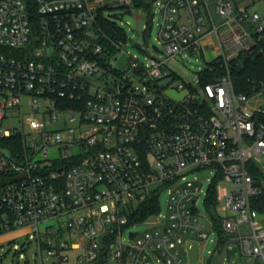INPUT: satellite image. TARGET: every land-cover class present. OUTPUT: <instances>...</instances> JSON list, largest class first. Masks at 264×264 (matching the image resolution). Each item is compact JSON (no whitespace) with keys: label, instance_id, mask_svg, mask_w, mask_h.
<instances>
[{"label":"built area","instance_id":"obj_1","mask_svg":"<svg viewBox=\"0 0 264 264\" xmlns=\"http://www.w3.org/2000/svg\"><path fill=\"white\" fill-rule=\"evenodd\" d=\"M149 2L163 48H146V62L130 56L127 73L106 59L101 21L133 0H0V120L21 122L0 138L24 147L0 185V236L33 230L41 264H190L208 230L219 253L237 246L264 264V214L253 206L264 196V78L237 91L231 66L263 40L264 16L235 0ZM206 51L195 84L169 67ZM153 199L158 211L135 219Z\"/></svg>","mask_w":264,"mask_h":264},{"label":"rangeland","instance_id":"obj_2","mask_svg":"<svg viewBox=\"0 0 264 264\" xmlns=\"http://www.w3.org/2000/svg\"><path fill=\"white\" fill-rule=\"evenodd\" d=\"M210 2L216 0H209ZM211 10L215 20L219 23V16L215 13V6L211 5ZM257 10L264 14V3L261 2L257 6ZM107 17L111 21L115 22L119 27L124 29L127 34L126 42H119L120 48H117L112 56L106 55V59L110 61L114 68L120 71L129 72V58L130 56L138 58L142 62H146L147 55L145 49L153 50V46H158L160 49L163 47L159 45V13L153 10L152 13H147L143 9L131 7V8H117L115 10L108 11ZM148 29V30H146ZM253 30V28H248ZM264 39V35H263ZM152 52V51H151ZM163 59L165 57H162ZM213 55L206 51V57H202V54L187 55L180 57L169 63V67L174 70L179 77H181L186 83L195 84L198 80L197 73L201 68L207 66V61L212 59ZM105 81L107 79H104ZM3 102V96L0 95V105ZM17 128L21 129L20 119L17 117H9L4 120H0V130ZM25 132L29 137H33L29 128L25 127ZM79 149H73V154L78 153ZM44 151L39 153L32 152L35 161H43L45 159L43 155ZM57 156V152L49 150L47 158L52 159ZM11 168V163L6 161L0 155V170L8 171ZM189 178H193L191 175ZM209 183L206 182V189ZM204 195L198 202L199 210L208 217L207 210L204 206ZM168 196L165 192L161 197V209L165 212ZM211 217H209V220ZM264 224V223H263ZM47 226H58L55 220L45 222L40 225V231L43 232ZM149 228V224H142L136 226L133 230L135 232H144ZM209 235L208 239H195L199 244V259L195 264H252V258L242 256L239 253V248L236 246L230 248L228 251L219 253L217 251V234L207 230ZM128 238V233L125 234ZM192 238V237H191ZM39 246L37 241V235L31 229L20 230L16 233L3 235L0 238V264H41L39 257ZM45 253V252H44ZM226 258V260H225Z\"/></svg>","mask_w":264,"mask_h":264},{"label":"trees","instance_id":"obj_3","mask_svg":"<svg viewBox=\"0 0 264 264\" xmlns=\"http://www.w3.org/2000/svg\"><path fill=\"white\" fill-rule=\"evenodd\" d=\"M133 6L145 10L147 13L151 9L149 0H133ZM101 26L103 33L107 37L103 40V43L106 46V55L112 56L117 49L116 44L121 41L126 42V31L119 27L115 22L107 19L101 21ZM231 66L232 78L236 90L249 92L254 82L258 83L260 79L264 78V39L260 42L253 53L242 54L239 59L234 60L231 63ZM207 82H209V79H205V83ZM0 147L11 153L12 159H7L4 155L0 154L10 163H14L12 160H16L19 163L23 157L24 147L21 136L0 138ZM7 176H5V171L3 172L0 170V185L5 182L8 178ZM156 202L153 199L142 204L135 214V219H145L156 213L159 209ZM253 206L258 212L264 214V196L253 200ZM218 235L222 243L228 240V236L222 230L218 231ZM219 250L221 251V247Z\"/></svg>","mask_w":264,"mask_h":264},{"label":"water","instance_id":"obj_4","mask_svg":"<svg viewBox=\"0 0 264 264\" xmlns=\"http://www.w3.org/2000/svg\"><path fill=\"white\" fill-rule=\"evenodd\" d=\"M84 81L88 82L89 84H92L96 87H100L101 86V82L100 81H94L88 77H85L83 75H79ZM109 92H113L112 89H107ZM30 144V142L28 143ZM0 154L4 155L7 159H12V155L10 152H8L5 149H2L0 147ZM14 163L19 164L16 160H12ZM207 176V175H206ZM134 236V235H133ZM198 260V246L194 245L191 251V262L190 264H195L196 261Z\"/></svg>","mask_w":264,"mask_h":264},{"label":"crops","instance_id":"obj_5","mask_svg":"<svg viewBox=\"0 0 264 264\" xmlns=\"http://www.w3.org/2000/svg\"><path fill=\"white\" fill-rule=\"evenodd\" d=\"M235 2H236V8L237 9H247L249 11L257 12V13L261 14L262 16H264L263 13H261L257 10V6L259 5V3H261V2L264 3V0H235ZM1 237L2 236H0V238Z\"/></svg>","mask_w":264,"mask_h":264}]
</instances>
